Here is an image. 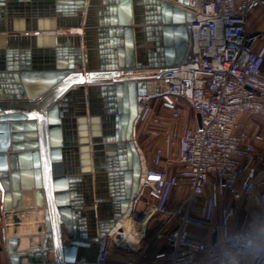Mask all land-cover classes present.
Instances as JSON below:
<instances>
[{
  "label": "water",
  "instance_id": "95a60500",
  "mask_svg": "<svg viewBox=\"0 0 264 264\" xmlns=\"http://www.w3.org/2000/svg\"><path fill=\"white\" fill-rule=\"evenodd\" d=\"M202 1L0 0V190L10 264H52L50 253L56 264L95 263L97 245L139 186L138 97L157 73L188 62L195 16L183 6ZM81 25L83 37L67 49L59 31ZM24 240L29 247L20 248Z\"/></svg>",
  "mask_w": 264,
  "mask_h": 264
},
{
  "label": "built area",
  "instance_id": "2783aa9c",
  "mask_svg": "<svg viewBox=\"0 0 264 264\" xmlns=\"http://www.w3.org/2000/svg\"><path fill=\"white\" fill-rule=\"evenodd\" d=\"M183 8L195 16L190 57L157 73L148 82L154 89L138 97L133 138L140 180L126 214L140 221L164 216L161 230L170 228L171 249L152 261L129 258L121 264H200L196 255L207 246L192 238L188 227L223 233L224 252L213 257L218 264H264V246L245 242L250 230L229 232L233 201L257 189L260 207L251 213L264 229V133H249L242 121L245 115L264 117V45L258 46L248 29L250 14L264 9V0H203L200 7ZM186 108L194 112L196 125L185 122L179 133ZM141 125L155 140L149 160L137 141ZM185 190L189 196L175 205L176 194ZM227 195L231 201H223ZM203 196L202 213L196 216ZM140 204L145 208L139 211ZM219 209L220 223L215 220ZM114 243L113 232L99 242L94 264H110Z\"/></svg>",
  "mask_w": 264,
  "mask_h": 264
},
{
  "label": "crops",
  "instance_id": "0c3cea01",
  "mask_svg": "<svg viewBox=\"0 0 264 264\" xmlns=\"http://www.w3.org/2000/svg\"><path fill=\"white\" fill-rule=\"evenodd\" d=\"M83 29L81 26H72L69 28H63L59 31L62 39H67L63 43L65 47L68 49L73 48L75 42L83 37V33L77 32L78 29ZM249 32L251 34H257L258 46L264 45V9L259 8L252 12L249 16ZM98 37H95L96 39ZM150 46V45H149ZM56 48V44L53 46ZM98 52V51H97ZM94 70L100 71L101 69V61H100V53H96ZM88 118L90 116L88 115ZM242 121L247 126L249 133H264V117L258 116H248L245 115L242 117ZM90 132V128L88 129ZM48 158H49V147H48ZM50 159V158H49ZM108 182V181H107ZM91 185L94 186V182ZM187 192H189L187 190ZM186 190L184 192H180L176 194L175 204L178 205V201L180 202L182 197L187 194ZM208 193V192H207ZM260 193V189H257L251 196H246L241 200L233 201V205L235 207V215L229 223V232L235 233L241 230H250L252 231L254 228H258L260 231H264L262 223L251 213V209L253 207H258L259 203L256 201L255 197ZM206 196H203L199 201V206L194 211V215L198 216L202 213L204 202ZM232 198L227 195L223 201H231ZM31 203L33 206L36 204V198L33 196L31 198ZM54 203V202H53ZM23 206L24 200H23ZM260 207V206H259ZM3 199L2 192L0 190V217L3 221V229L0 233V264H10L9 258L6 252L7 246V238L6 231L4 226V217H3ZM55 210V205H54ZM221 210H217L215 213L216 222L220 223L221 221ZM130 219V218H129ZM132 220V219H131ZM134 220V221H133ZM132 221L138 224L137 232L139 235H135L134 239L125 240L123 233H118L117 237H121L118 240V243H114L109 255V263L110 264H121L125 262L129 258L145 261L154 260L155 256L160 252H167L171 249V244L168 241L167 235L170 231V228L166 230H161L163 225L166 222V218L161 215H153L149 219H144L143 221L135 220ZM147 220V221H146ZM127 218H124L119 225H117L116 230L121 228L126 222ZM145 222L146 226L141 233L139 224ZM177 225V222L174 223ZM64 231V243L69 242V238L65 229ZM189 234L192 238L199 242H203L207 246V250L200 254L196 255V260L200 262V264H218L213 257L218 254H222L224 252V246L222 244L223 233L221 231H217L212 228L204 227V228H196V227H188ZM161 233V237H158V234ZM36 243L42 244L43 238L35 239ZM35 243V244H36ZM99 245H97L98 247ZM29 247V240H24L23 244L20 248ZM261 247V246H259ZM98 249L94 253L95 259L97 258ZM49 260L53 264L58 262L56 255L50 253Z\"/></svg>",
  "mask_w": 264,
  "mask_h": 264
},
{
  "label": "rangeland",
  "instance_id": "374dc122",
  "mask_svg": "<svg viewBox=\"0 0 264 264\" xmlns=\"http://www.w3.org/2000/svg\"><path fill=\"white\" fill-rule=\"evenodd\" d=\"M154 87V86H151ZM150 88V86H149ZM151 89V88H150ZM152 90V89H151ZM185 122H189L191 125H196V119L194 117V112L191 109H184L183 110V118L180 120V126H179V133H181L184 129ZM147 129L145 126L141 125L137 129V141L138 145L142 149V151L146 154L148 160L150 159V155L153 151V147L155 144V140L153 137H151L149 134H147ZM187 192V191H186ZM190 192H187L184 197L180 198L182 200L186 199L189 196ZM180 203L179 201L177 202ZM177 205V204H175ZM145 208V205L140 204L138 207V210H143Z\"/></svg>",
  "mask_w": 264,
  "mask_h": 264
},
{
  "label": "bare ground",
  "instance_id": "6f19581e",
  "mask_svg": "<svg viewBox=\"0 0 264 264\" xmlns=\"http://www.w3.org/2000/svg\"><path fill=\"white\" fill-rule=\"evenodd\" d=\"M77 32L82 34L83 29L82 28L78 29ZM150 88L152 90L154 89V87H150ZM124 218H127L128 221L123 226H121V228L116 230L117 225H119V223H121ZM124 218L116 225V227L114 228V230L112 232H113V234L115 236H117L118 233H120V232L123 233V235L125 237V240L128 241V240L134 239L135 235H139V233L137 232L138 224L133 222L134 221L133 219H132L133 221L131 219H129L128 216H126ZM139 226L141 227L140 230H141V233H142L144 228H145V226H146V223L143 222V223L139 224Z\"/></svg>",
  "mask_w": 264,
  "mask_h": 264
},
{
  "label": "clouds",
  "instance_id": "9594fccd",
  "mask_svg": "<svg viewBox=\"0 0 264 264\" xmlns=\"http://www.w3.org/2000/svg\"><path fill=\"white\" fill-rule=\"evenodd\" d=\"M245 242H251L256 246H264V231L254 228L250 233L247 234Z\"/></svg>",
  "mask_w": 264,
  "mask_h": 264
}]
</instances>
